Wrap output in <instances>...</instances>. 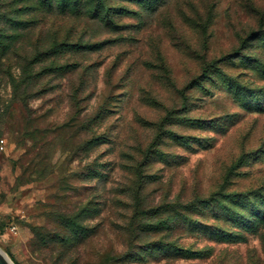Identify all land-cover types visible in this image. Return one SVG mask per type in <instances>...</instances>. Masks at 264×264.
Listing matches in <instances>:
<instances>
[{
    "label": "rangeland",
    "instance_id": "374dc122",
    "mask_svg": "<svg viewBox=\"0 0 264 264\" xmlns=\"http://www.w3.org/2000/svg\"><path fill=\"white\" fill-rule=\"evenodd\" d=\"M0 139L15 264H264V0H0Z\"/></svg>",
    "mask_w": 264,
    "mask_h": 264
},
{
    "label": "water",
    "instance_id": "95a60500",
    "mask_svg": "<svg viewBox=\"0 0 264 264\" xmlns=\"http://www.w3.org/2000/svg\"><path fill=\"white\" fill-rule=\"evenodd\" d=\"M12 262L13 260L4 251L0 249V264H12Z\"/></svg>",
    "mask_w": 264,
    "mask_h": 264
},
{
    "label": "built area",
    "instance_id": "2783aa9c",
    "mask_svg": "<svg viewBox=\"0 0 264 264\" xmlns=\"http://www.w3.org/2000/svg\"><path fill=\"white\" fill-rule=\"evenodd\" d=\"M5 146V140L4 139H0V148L4 149Z\"/></svg>",
    "mask_w": 264,
    "mask_h": 264
},
{
    "label": "trees",
    "instance_id": "16d2710c",
    "mask_svg": "<svg viewBox=\"0 0 264 264\" xmlns=\"http://www.w3.org/2000/svg\"><path fill=\"white\" fill-rule=\"evenodd\" d=\"M257 214H258V217H263L264 218V211H259Z\"/></svg>",
    "mask_w": 264,
    "mask_h": 264
},
{
    "label": "bare ground",
    "instance_id": "6f19581e",
    "mask_svg": "<svg viewBox=\"0 0 264 264\" xmlns=\"http://www.w3.org/2000/svg\"><path fill=\"white\" fill-rule=\"evenodd\" d=\"M12 264H14V263L12 262Z\"/></svg>",
    "mask_w": 264,
    "mask_h": 264
}]
</instances>
